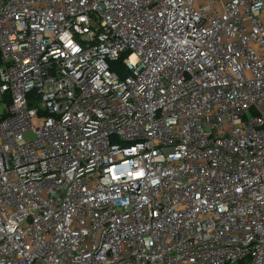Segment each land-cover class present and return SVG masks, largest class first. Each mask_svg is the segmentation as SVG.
<instances>
[{
	"label": "built area",
	"instance_id": "2783aa9c",
	"mask_svg": "<svg viewBox=\"0 0 264 264\" xmlns=\"http://www.w3.org/2000/svg\"><path fill=\"white\" fill-rule=\"evenodd\" d=\"M0 264H264V0H0Z\"/></svg>",
	"mask_w": 264,
	"mask_h": 264
},
{
	"label": "trees",
	"instance_id": "16d2710c",
	"mask_svg": "<svg viewBox=\"0 0 264 264\" xmlns=\"http://www.w3.org/2000/svg\"><path fill=\"white\" fill-rule=\"evenodd\" d=\"M119 66H120V63H117L116 65H114L115 68L119 67Z\"/></svg>",
	"mask_w": 264,
	"mask_h": 264
}]
</instances>
